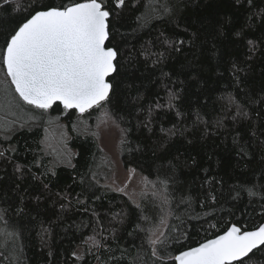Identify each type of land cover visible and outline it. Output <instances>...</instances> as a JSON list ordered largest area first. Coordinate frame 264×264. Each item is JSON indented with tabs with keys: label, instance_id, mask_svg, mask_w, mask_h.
<instances>
[{
	"label": "trees",
	"instance_id": "obj_1",
	"mask_svg": "<svg viewBox=\"0 0 264 264\" xmlns=\"http://www.w3.org/2000/svg\"><path fill=\"white\" fill-rule=\"evenodd\" d=\"M68 2L11 0L0 8V47L41 5ZM110 28L108 46L121 58L109 102L85 114L61 104L49 109L69 126L72 165L51 168L44 124L9 139L0 134V151L15 147L0 158V208L6 210L0 251L11 244L2 233L16 232L27 264H114L112 256L121 264H153L149 229L165 225L174 257L232 224L252 230L264 223V190L249 196L240 188L264 184V0H125ZM165 36L184 44L169 47ZM145 50L163 57L156 62ZM170 93L177 95L173 107ZM103 110L122 130L123 165L157 191L140 203L105 184L111 161L93 133L78 130L79 118L92 128ZM173 226L187 236L177 238ZM92 237L102 247H93ZM80 249L78 260L71 254ZM254 253L247 264H264V250Z\"/></svg>",
	"mask_w": 264,
	"mask_h": 264
},
{
	"label": "snow or ice",
	"instance_id": "obj_2",
	"mask_svg": "<svg viewBox=\"0 0 264 264\" xmlns=\"http://www.w3.org/2000/svg\"><path fill=\"white\" fill-rule=\"evenodd\" d=\"M10 3L11 0H3L0 8ZM124 6L125 0H69L60 5H41L38 10L31 12L5 36L4 44L0 47V64L10 78V82L0 85L5 95L10 96L6 107L10 109L15 106L23 113V102V105L46 113L60 103L65 110L76 109L80 114H85L94 107L107 104L113 92V83L109 78L119 74L121 58L117 47L108 46L112 37L110 20ZM150 11H160L161 15H167L171 9L166 6H161L160 9L150 6ZM137 19L143 20L144 17ZM163 42L177 50L184 44L183 40L169 39L166 36ZM248 43L251 48H255L252 41ZM141 54L146 57L155 55L156 62L163 57V53H151L147 50ZM235 70L234 66V72ZM176 99L177 95L170 93L168 106L173 107ZM156 107L161 105L157 104ZM238 113L247 115L240 112L239 108ZM177 115L180 113L177 112ZM14 123L5 119L0 122V129L11 132ZM169 134L174 132L169 130ZM9 138L5 136V139ZM9 151L15 149L0 151V158L7 159L5 153ZM240 151L246 154L244 147ZM17 170H20L19 165ZM92 178L95 180L94 174ZM260 179L264 181V174ZM240 188L242 191L246 190L249 196H256L261 195L264 184H261L260 189L255 184L251 187L241 185ZM210 198L215 200V196ZM5 213L6 210L0 208V219H3ZM176 219L182 226L184 222L179 217ZM166 220V217L162 218L161 224H165ZM148 231L155 236V239L150 236L148 241L152 245L151 255L155 258L153 264H247L252 258L250 254H255L254 250H264V224L251 231L232 224L223 234L181 251L174 257L168 252L171 237L165 236L159 227ZM170 231L177 238L187 236L178 226H173ZM157 232L159 235H156ZM2 235L4 241H11V244L7 246L6 252L0 251V260L4 264H27L18 233L4 231ZM89 240L93 247H102L94 237ZM71 255L78 260L83 259L75 252ZM110 260L114 264H121L115 256L110 257Z\"/></svg>",
	"mask_w": 264,
	"mask_h": 264
},
{
	"label": "rangeland",
	"instance_id": "obj_3",
	"mask_svg": "<svg viewBox=\"0 0 264 264\" xmlns=\"http://www.w3.org/2000/svg\"><path fill=\"white\" fill-rule=\"evenodd\" d=\"M8 82L10 80L2 66L0 69V85ZM12 95L15 94L12 93ZM9 100L10 96H6L3 89L0 88V122L5 119L9 122H15L12 125L13 131L4 132L3 129H0V134L4 137H11L18 130L44 124L42 145L45 154L49 157L51 168L54 169L56 166L63 164L72 165L76 150L69 144L71 134L67 122L63 121L60 116L53 115L49 110L46 113L42 110H34L31 106L23 105V102H21L23 113L15 106L9 109L6 107ZM42 116H44V123L40 121ZM77 122L83 124L78 127L79 131L90 132L97 137L100 146L111 161L110 175L105 184L116 191L125 193L136 203H140L142 197L147 193H157L145 175L134 168H126L123 165L120 155L123 140L122 130L106 111L100 112L92 128L88 126V123L86 124L85 119L79 118ZM21 125L23 126L21 127ZM13 148L15 149L14 146ZM65 157H68V159H65ZM164 227L165 225L161 226L160 231H164ZM156 235H159V232ZM151 238L155 239V236ZM77 255L82 256L83 251L80 249Z\"/></svg>",
	"mask_w": 264,
	"mask_h": 264
},
{
	"label": "water",
	"instance_id": "obj_4",
	"mask_svg": "<svg viewBox=\"0 0 264 264\" xmlns=\"http://www.w3.org/2000/svg\"><path fill=\"white\" fill-rule=\"evenodd\" d=\"M110 78H111V77H110ZM110 78H109V79H110ZM57 104H60V103H57ZM61 105H62V104H61ZM54 106H55V105H54ZM54 106H53V107H54ZM62 106H63V105H62ZM70 110H76V109H70ZM90 110H91V109H90ZM90 110H89V111H90ZM76 111L78 112V110H76ZM263 224H264V223H263ZM252 230H254V229H252ZM248 231H251V230H248ZM221 234H223V233H221ZM219 235H220V234H219ZM215 237H216V236H215ZM215 237H212V238H210V239H213V238H215ZM207 240H208V239H207ZM197 246H198V245H197ZM194 247H196V246H194ZM186 250H187V249H186ZM184 251H185V250H184ZM254 251H255V250H254ZM178 254H179V253H178ZM178 254H177V255H178Z\"/></svg>",
	"mask_w": 264,
	"mask_h": 264
},
{
	"label": "bare ground",
	"instance_id": "obj_5",
	"mask_svg": "<svg viewBox=\"0 0 264 264\" xmlns=\"http://www.w3.org/2000/svg\"><path fill=\"white\" fill-rule=\"evenodd\" d=\"M32 239V238H31Z\"/></svg>",
	"mask_w": 264,
	"mask_h": 264
}]
</instances>
